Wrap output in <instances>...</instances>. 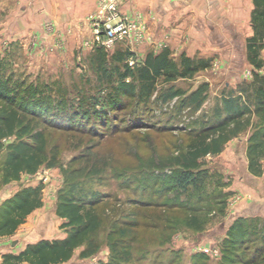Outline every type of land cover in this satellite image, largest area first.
I'll list each match as a JSON object with an SVG mask.
<instances>
[{"label":"rangeland","instance_id":"rangeland-1","mask_svg":"<svg viewBox=\"0 0 264 264\" xmlns=\"http://www.w3.org/2000/svg\"><path fill=\"white\" fill-rule=\"evenodd\" d=\"M239 21L236 28L224 23L219 28V22L201 28L202 46L185 51L209 59V64L170 82L182 95L166 102L154 99L156 91L147 101L123 97L117 90L122 62L104 54L91 58L102 46L80 45L75 54H60L45 45L35 53L19 40L9 44L2 31L0 107L7 105L4 97L14 105L23 102L29 131L22 139L32 142L30 134L41 131L50 159L33 171L20 169L8 176L12 173L8 168L6 174L3 165L5 146L15 135L1 140L0 209L24 187L37 188L41 200L30 215L35 219L31 240L18 232L6 241L26 245L40 239L45 229L53 230L47 239L65 237L63 219L55 213L58 195L85 192L102 198L94 210L99 225L59 264H237L238 245L245 242H236V225H246L254 244L264 230V151L254 171L248 168L247 151V136L261 115L244 116L235 135L233 122L225 126L224 135H230L220 151L199 157L206 174L198 186L175 185L179 169L172 158L219 117L222 94L252 77L254 67L241 42L253 28L248 14ZM123 48L135 64L147 50L120 42L103 51L113 54ZM259 54L264 57V37ZM124 81L131 82L132 76ZM202 83L207 88L200 105L185 103V96ZM161 86L167 84L160 78Z\"/></svg>","mask_w":264,"mask_h":264},{"label":"trees","instance_id":"trees-1","mask_svg":"<svg viewBox=\"0 0 264 264\" xmlns=\"http://www.w3.org/2000/svg\"><path fill=\"white\" fill-rule=\"evenodd\" d=\"M253 8L250 12V24L253 33L246 38L245 46L250 63L253 65L252 77L249 81L241 80L237 87L228 94L221 96V114L214 122L207 124L198 131L196 137L189 141L183 150L172 158L173 164L179 169L175 178V185L186 189L188 185L198 186L203 182L205 170L199 166V157L207 153L220 151L221 143L228 136L224 135L225 126L233 122V135L235 129L247 114L254 112L261 115V121L256 123L254 129L248 134L247 151L251 155L248 168L253 170L257 165L256 158L264 151V57L259 54L264 37V0H252ZM120 44L116 43L115 45ZM114 47V46H113ZM103 48H95L91 58L104 54L107 59L116 63L122 62L123 70L119 72L122 82L117 90L123 97L136 99L137 101L149 100L156 91L154 99L166 102L175 96L182 95V90L172 83L177 77H190L198 70L204 69L209 64V59L198 56L190 57L185 51L172 55L170 49L164 46L156 51L148 50L137 64L128 63L127 48L109 54ZM132 76V81H124ZM160 78L167 86L158 88ZM206 83L198 85L184 98L185 103L200 105L206 94ZM1 100L7 102L0 107V146L1 140L10 135H15V140L10 141L5 147L7 153L3 160L6 174L13 176L20 169L33 171L48 159L46 152V138L41 131L30 134L31 141L23 140L22 136L28 133V122L25 115L28 114L23 102L14 105L8 102V98ZM63 116V113L60 114ZM64 121V120H61ZM254 171V170H253ZM81 190V189H80ZM80 196L76 193H60L56 202L55 213L63 219L61 227L66 228V236L63 238H40L32 243H27L18 254H7L5 259L10 263L27 261L30 264H59L67 261L74 248L81 244L88 232H92L99 225L98 214L94 211L102 198H96L93 194ZM41 200L37 196V188H21L1 204L0 209V235L12 234L25 217L36 207ZM170 209V208H168ZM237 233V241L245 242L237 252V264H264V230L259 236V243L250 241L253 233L248 231L246 225L238 223L233 229ZM235 235V234H234ZM239 237V240H238ZM247 237V238H245ZM248 237H250L248 239ZM241 241V242H240Z\"/></svg>","mask_w":264,"mask_h":264},{"label":"crops","instance_id":"crops-1","mask_svg":"<svg viewBox=\"0 0 264 264\" xmlns=\"http://www.w3.org/2000/svg\"><path fill=\"white\" fill-rule=\"evenodd\" d=\"M96 3L97 0H0V35L5 31L9 44L19 40L24 47L30 46L31 52L39 49L41 52L42 46L52 45L56 53L75 54L90 36L86 16L95 9ZM252 8V0H119L120 11L145 28L147 37L135 48L139 47L141 52L147 49L146 53L167 46L172 55L191 45L202 46L200 32L207 22L209 28H214L217 22L219 28L225 26L221 23L236 28L238 19L245 21V14L250 19ZM185 53L190 57L194 55ZM32 211L12 234L0 235L3 239L0 240V264L10 263L5 255H16L25 248L26 245L17 244L16 240L9 243L6 238L18 232L24 236L23 240L30 238V229L35 227L32 224L35 219L30 218ZM52 231L43 230L39 238H47ZM14 264L30 263L17 261Z\"/></svg>","mask_w":264,"mask_h":264},{"label":"built area","instance_id":"built-area-1","mask_svg":"<svg viewBox=\"0 0 264 264\" xmlns=\"http://www.w3.org/2000/svg\"><path fill=\"white\" fill-rule=\"evenodd\" d=\"M86 19L90 26V36L84 41L86 47L112 48L120 42L136 47L147 37L143 26L120 11L119 0H97ZM134 62L128 60L130 65Z\"/></svg>","mask_w":264,"mask_h":264}]
</instances>
